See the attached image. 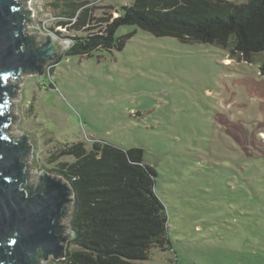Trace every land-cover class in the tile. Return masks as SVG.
<instances>
[{"label": "rangeland", "instance_id": "obj_1", "mask_svg": "<svg viewBox=\"0 0 264 264\" xmlns=\"http://www.w3.org/2000/svg\"><path fill=\"white\" fill-rule=\"evenodd\" d=\"M50 1L29 0L32 18L69 45L73 31L55 26ZM131 2L95 3L116 16ZM226 51L137 28L119 50L63 52L41 75H22L12 126L30 138L34 176H61L52 168L72 157L51 154L77 140L137 146L156 171L171 241L147 262L264 264V52L245 62Z\"/></svg>", "mask_w": 264, "mask_h": 264}, {"label": "trees", "instance_id": "obj_2", "mask_svg": "<svg viewBox=\"0 0 264 264\" xmlns=\"http://www.w3.org/2000/svg\"><path fill=\"white\" fill-rule=\"evenodd\" d=\"M96 1L49 2L55 26L73 31L66 35L71 39L67 56L119 50L137 28L186 43L216 44L231 59L245 62L264 52V0H132L115 8L116 16L111 5ZM124 25L135 28L117 35ZM259 68L264 74V58ZM90 142L87 146L77 140L51 154L52 161L72 157L52 169L74 191L69 218L73 237L63 259L45 263L150 264L151 250H166L171 242L166 207L154 190L156 171L137 146L124 149L94 138Z\"/></svg>", "mask_w": 264, "mask_h": 264}, {"label": "water", "instance_id": "obj_3", "mask_svg": "<svg viewBox=\"0 0 264 264\" xmlns=\"http://www.w3.org/2000/svg\"><path fill=\"white\" fill-rule=\"evenodd\" d=\"M32 15L29 0H0V264L63 259L73 237L72 187L44 169L34 176L30 138L12 126L22 75H41L70 45L40 32Z\"/></svg>", "mask_w": 264, "mask_h": 264}, {"label": "snow or ice", "instance_id": "obj_4", "mask_svg": "<svg viewBox=\"0 0 264 264\" xmlns=\"http://www.w3.org/2000/svg\"><path fill=\"white\" fill-rule=\"evenodd\" d=\"M13 243H15V241H13Z\"/></svg>", "mask_w": 264, "mask_h": 264}, {"label": "bare ground", "instance_id": "obj_5", "mask_svg": "<svg viewBox=\"0 0 264 264\" xmlns=\"http://www.w3.org/2000/svg\"><path fill=\"white\" fill-rule=\"evenodd\" d=\"M31 8V7H30Z\"/></svg>", "mask_w": 264, "mask_h": 264}, {"label": "crops", "instance_id": "obj_6", "mask_svg": "<svg viewBox=\"0 0 264 264\" xmlns=\"http://www.w3.org/2000/svg\"><path fill=\"white\" fill-rule=\"evenodd\" d=\"M262 133V132H261Z\"/></svg>", "mask_w": 264, "mask_h": 264}]
</instances>
